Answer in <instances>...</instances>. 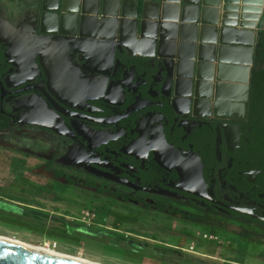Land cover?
Returning <instances> with one entry per match:
<instances>
[{
	"label": "flooded vegetation",
	"instance_id": "obj_1",
	"mask_svg": "<svg viewBox=\"0 0 264 264\" xmlns=\"http://www.w3.org/2000/svg\"><path fill=\"white\" fill-rule=\"evenodd\" d=\"M84 1L78 0L68 13L77 24L78 38ZM32 9L33 25L20 34L17 15L12 17L0 4V133L18 128L20 135L34 133V140L51 146L52 154L45 155L39 171L86 189L92 195L79 194L84 203L93 197L101 204V196H110L135 213L167 214L168 221L179 217L222 231L237 227L231 240L244 244L245 250L240 253L235 244L228 246L231 259L225 261L246 264L250 250L258 247L262 249L256 251L257 259L264 261V101H252L250 93L239 113L235 105L217 110L194 99L184 102L174 92L167 96L171 87L167 83L163 88L166 76L157 60L119 50L110 75L87 72L83 55L59 49L65 44L60 38H66L59 29L63 0L51 12L52 25L42 24L43 0ZM262 32L264 27L259 37ZM258 63V70L264 69V63ZM191 84L179 92H190ZM58 161L63 167L54 168ZM199 170L208 198L185 190L199 189ZM22 178L30 184L29 176ZM24 186L19 193L38 189L30 185L31 190L23 191ZM183 208L194 212L189 216ZM234 208L251 210L259 218ZM95 214L94 225L64 214L69 220H64L68 223L63 233L95 234L90 230L95 228L102 235L121 236L116 233L126 232L122 223L137 224L131 212H118L111 225L101 222L106 219H101L102 207ZM203 237L212 242L222 238ZM182 248L178 246L185 251ZM238 256L242 262L235 261Z\"/></svg>",
	"mask_w": 264,
	"mask_h": 264
},
{
	"label": "rangeland",
	"instance_id": "obj_2",
	"mask_svg": "<svg viewBox=\"0 0 264 264\" xmlns=\"http://www.w3.org/2000/svg\"><path fill=\"white\" fill-rule=\"evenodd\" d=\"M39 1L42 0H0V4L6 12L11 14L14 13L11 12V3L15 4V8L17 6L20 9L21 12L17 11L18 14L15 15L14 20L17 26L22 27L19 31L22 34L32 27L33 22L30 21L34 13L32 7ZM108 1L100 0L101 9ZM115 2L120 3L118 0ZM220 4L223 7L224 0H221ZM120 8L122 10L119 19L128 11L125 1L121 2ZM142 19H144L143 13L138 17L139 21ZM214 103L215 101L212 103L214 108L223 109L221 106L215 107ZM31 134L20 135L18 128L0 133V234L36 245L48 244L52 249L106 264H232L225 261L231 259L227 253L228 246L235 244L240 253L245 250L244 244L231 240L232 229L237 227L231 226V230L222 231L209 223L194 224L191 220L179 217H170L171 221H168L167 214L135 213V209H130L120 198L110 196H101V204H97L99 201L93 197L84 203L83 198L78 199V197L79 194L91 196L92 194L86 189L76 184L70 185L69 182H63L61 178H49L39 171L45 162V155L52 154L51 146L49 148L48 145L34 140ZM57 152L60 156L63 155L62 151ZM61 167L63 163L60 161L54 166V168ZM23 175L29 176L30 184L22 181ZM20 185H25L23 191L30 189V185L38 189H34L36 190L34 193L21 194L18 190ZM69 187L77 192L73 193V189ZM68 188L72 195L68 194ZM26 204L29 206L27 207ZM101 207V219L106 217L101 221L103 224L111 225L118 212H131L130 218L137 221V224L122 223L121 229L126 232L116 233L121 236L102 235L95 228L90 230L98 234L82 235L75 232L68 237L63 233L67 232L68 223L64 220H69L63 216L64 214L78 218L84 209H90L99 214ZM183 209L189 216L194 212L189 208ZM70 226L75 227L74 224ZM142 228L150 231H142ZM133 233L137 236L134 237ZM204 234H219L222 238L219 242L206 239L204 241ZM193 240L196 241L197 253H194L196 255L193 256L188 251L178 249V246L190 247ZM256 249L259 251L262 247ZM252 251L254 250L249 252L246 264H264L263 260L257 259V252ZM205 252L213 256H207ZM235 261L242 262L239 258Z\"/></svg>",
	"mask_w": 264,
	"mask_h": 264
},
{
	"label": "water",
	"instance_id": "obj_3",
	"mask_svg": "<svg viewBox=\"0 0 264 264\" xmlns=\"http://www.w3.org/2000/svg\"><path fill=\"white\" fill-rule=\"evenodd\" d=\"M78 0H76L77 2ZM86 1V0H85ZM84 1V2H85ZM258 21L252 25L246 23L248 5L254 0H226L230 4V11H241L240 26L256 27L258 30L264 27V0ZM44 14L42 24H51V12L57 9L58 0H43ZM53 4L54 8L48 5ZM84 5V4H83ZM247 7V8H246ZM171 9V17L167 18L166 10ZM102 10V14H101ZM63 15L59 29L66 38H60L65 43L66 52L81 54L85 57L87 72L94 71L100 75H110L113 60L117 51L129 55H141L157 60V67L165 73L166 81L170 84L175 97L184 102L194 101L201 105H212L217 100H226L235 103L246 104L249 101L247 84L250 81V71L260 69L256 65L254 53V41L244 39L245 34L233 37L231 43H226L219 54L216 66L211 67L208 75L199 73L194 64H186L185 60L196 59V47L193 44H183L179 40H196V36L187 34L189 26L176 22L179 20V12L169 4L162 6L158 22L137 21L126 18L119 19L120 11L117 7L108 10L105 6L101 9L100 0L97 1V17L100 22L84 16L77 37V24L65 17V0H63ZM57 24V23H56ZM54 23V25L56 26ZM193 32V31H192ZM259 44L257 45L258 48ZM92 66V67H91ZM109 66V70L106 67ZM192 83L190 92L180 93L179 88L186 83ZM252 89V88H251ZM177 102L175 108L178 110ZM179 111V110H178ZM198 182V190L186 188L189 193L208 198L203 185V174L199 170L195 177ZM247 215L259 218L254 212L247 209L234 208ZM0 264H81L59 257L29 250L14 244L0 241Z\"/></svg>",
	"mask_w": 264,
	"mask_h": 264
},
{
	"label": "crops",
	"instance_id": "obj_4",
	"mask_svg": "<svg viewBox=\"0 0 264 264\" xmlns=\"http://www.w3.org/2000/svg\"><path fill=\"white\" fill-rule=\"evenodd\" d=\"M96 0V6H97ZM113 1V0H109ZM108 1V2H109ZM117 1V0H116ZM120 3L115 2L114 5L121 12V2L125 1L128 5V11L122 18L137 20L139 17L138 13V0H118ZM76 2V1H75ZM85 3V2H84ZM221 0H144V19L141 21H151L158 22L161 15L162 6L164 4H169L174 7L175 10L179 12V20L176 22L178 25L187 24L190 29H188L187 34L189 36H196V40H179L183 44H193L196 47V59L195 60H185L186 64H194L199 68V73L204 74L205 72L209 75L211 72V67L216 66L219 54L226 43H231L234 35L245 34L244 39L251 37L254 41V53H257V45L259 40V30L256 27H241L240 26V14L241 11H230V4L224 0L222 7ZM120 5V6H119ZM83 5V11H84ZM65 16H67L69 9H65ZM172 12V10H170ZM97 13V11H96ZM125 13V12H124ZM84 14V12H83ZM171 14V13H169ZM193 31V32H192ZM255 61L256 56H255ZM259 63L257 61V64ZM252 78L253 71H250V81L247 84L249 96L252 88ZM224 101V102H222ZM206 104V103H205ZM208 106V104H206ZM215 107H225V106H236V113L240 112L241 107L244 104L234 103L226 100H217L214 103ZM238 105V106H237ZM19 205V204H16ZM27 205V204H26ZM29 205H27L28 207ZM31 207V206H30ZM33 209V208H32ZM37 210V209H36ZM46 211V210H45ZM43 212V211H42ZM46 213V212H45ZM207 251V247H205ZM207 256H213L210 253L205 252ZM190 255H196L194 253ZM240 257H236V259ZM235 259V260H236Z\"/></svg>",
	"mask_w": 264,
	"mask_h": 264
},
{
	"label": "bare ground",
	"instance_id": "obj_5",
	"mask_svg": "<svg viewBox=\"0 0 264 264\" xmlns=\"http://www.w3.org/2000/svg\"><path fill=\"white\" fill-rule=\"evenodd\" d=\"M76 0H65V9H74L76 7ZM114 1H109L107 3H105V7L110 10L113 9V7H116L117 5H114ZM262 4L263 1L262 0H254V3L251 5H248V9L249 12L247 13V17H246V23L252 25L253 23L258 21L259 18V14L261 13V8H262ZM84 13H85V17L86 18H90L93 19L95 22H100V19L97 17V6H96V0H86L84 3ZM246 7V8H247ZM171 9L168 8V10H166V17L170 18L172 13L170 12ZM66 11V10H65ZM69 13V12H68ZM67 13V14H68ZM52 15V14H51ZM68 20L71 18L69 15L65 16ZM55 18V16L53 17ZM52 19V18H51ZM59 49L60 51L63 53L65 50V44H60L59 45ZM224 102V101H222ZM238 106V105H237ZM29 118V117H28ZM0 241L1 242H6L9 244H14L17 245L19 247L22 248H26L29 250H33V251H38L44 254H48L51 256H55V257H59L62 259H66V260H70L73 262H77V263H81V264H106L104 262H100V261H96L87 257H82L79 255H74V254H70V253H66L63 251H59L56 249H52L48 246V244L46 245H36V244H32V243H28V242H24L18 238H14L8 235H4V234H0Z\"/></svg>",
	"mask_w": 264,
	"mask_h": 264
},
{
	"label": "trees",
	"instance_id": "obj_6",
	"mask_svg": "<svg viewBox=\"0 0 264 264\" xmlns=\"http://www.w3.org/2000/svg\"><path fill=\"white\" fill-rule=\"evenodd\" d=\"M12 12L16 10L20 13V9L15 4L11 3ZM144 10V0H138V13L139 16L143 13ZM259 47L257 48L256 60L258 62L264 63V32L259 37ZM251 99L254 101L255 99H260V101H264V69L255 70L252 78V91H251ZM7 126V124L5 125ZM61 175V174H59ZM250 230H248L249 232ZM256 230H254L255 232ZM259 230H257L258 232ZM237 233H243L244 231H235ZM253 232V231H252Z\"/></svg>",
	"mask_w": 264,
	"mask_h": 264
},
{
	"label": "built area",
	"instance_id": "obj_7",
	"mask_svg": "<svg viewBox=\"0 0 264 264\" xmlns=\"http://www.w3.org/2000/svg\"><path fill=\"white\" fill-rule=\"evenodd\" d=\"M78 221L86 224V225H94L96 223V214L94 211L88 209V210H82L81 216L77 218ZM185 251H188L189 253H195V241L193 240L190 247L182 248Z\"/></svg>",
	"mask_w": 264,
	"mask_h": 264
},
{
	"label": "clouds",
	"instance_id": "obj_8",
	"mask_svg": "<svg viewBox=\"0 0 264 264\" xmlns=\"http://www.w3.org/2000/svg\"><path fill=\"white\" fill-rule=\"evenodd\" d=\"M17 10L12 14V17H14L15 15H17Z\"/></svg>",
	"mask_w": 264,
	"mask_h": 264
}]
</instances>
